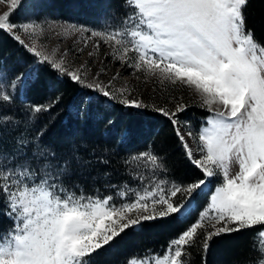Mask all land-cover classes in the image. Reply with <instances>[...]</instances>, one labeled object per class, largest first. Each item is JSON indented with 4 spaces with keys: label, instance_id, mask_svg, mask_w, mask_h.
<instances>
[{
    "label": "snow or ice",
    "instance_id": "6c2138e0",
    "mask_svg": "<svg viewBox=\"0 0 264 264\" xmlns=\"http://www.w3.org/2000/svg\"><path fill=\"white\" fill-rule=\"evenodd\" d=\"M21 3L0 0L9 7L0 14V32L9 34L35 64L99 94L109 105L167 118L201 178L176 182L169 178L164 154L144 150L122 161L135 187L109 181L105 188L112 192H86L70 183L75 157L54 159L38 137L21 134L32 113L50 110L32 105L22 114L13 111L17 90L26 92L36 73L0 78V218L7 221L6 226L0 221V264H98L99 250L119 243L129 227L166 218L185 226L162 252L149 250L129 264H189L194 247L207 264L214 238L249 231L255 256L247 264H264V41L247 26L250 0H119L102 30L71 21L53 25L47 18L14 21L12 13ZM53 28L86 33L85 48L88 37L98 38L112 49L114 60L133 70L130 75L143 73L145 83L155 78L192 90L196 106L208 115L194 133L190 121L181 118L190 107L182 98L170 109L146 103L127 85L113 91L112 81L105 85L97 75L89 80L90 65L74 68L66 62L67 50L49 51L42 42ZM86 97L81 105L96 103L95 97ZM131 135L132 129H126L122 141ZM234 166L238 171L233 174Z\"/></svg>",
    "mask_w": 264,
    "mask_h": 264
},
{
    "label": "trees",
    "instance_id": "16d2710c",
    "mask_svg": "<svg viewBox=\"0 0 264 264\" xmlns=\"http://www.w3.org/2000/svg\"><path fill=\"white\" fill-rule=\"evenodd\" d=\"M43 6L45 11L63 19L73 21L78 18L88 22L96 19L103 10L118 11L119 0H44ZM246 17L247 26L264 41V0H250ZM35 65L33 57L22 46L9 34L0 32V72L5 69L12 78L17 73L25 74ZM36 74L33 87L27 92L28 100L37 104L50 98V111H45L49 118L45 125L46 132L39 137V141L59 157L65 155L71 146L75 148L76 159L72 161L74 174L70 182H78L86 192L94 188L109 190L105 188L109 181L117 185L129 178L122 161L129 154L144 150L164 154L169 178L176 182L201 178L200 172L185 157L167 118L150 110L139 112L115 104L105 111L101 106L97 119H75L67 108L82 87L67 77L59 80L60 76L46 66L37 65ZM58 111L62 112L61 115ZM180 115L182 118L192 116L198 130L201 124L199 120L208 113L191 108ZM108 120L112 123L109 124ZM129 128L132 129L131 138L123 142L122 136ZM196 215L195 208L192 210L193 220ZM0 221L4 223L6 220L0 218ZM184 226L166 218L145 221L137 229L128 228L117 238L119 243L113 241L112 245L106 246L107 251L99 250L102 254L98 264H129L134 256L143 255L149 250L160 253L170 238ZM251 236L249 231L214 238L206 257L207 264H247L255 256ZM202 257L200 248L190 249L189 264H203Z\"/></svg>",
    "mask_w": 264,
    "mask_h": 264
},
{
    "label": "rangeland",
    "instance_id": "374dc122",
    "mask_svg": "<svg viewBox=\"0 0 264 264\" xmlns=\"http://www.w3.org/2000/svg\"><path fill=\"white\" fill-rule=\"evenodd\" d=\"M44 0H22L21 6L18 7L13 13L11 19H16V21H26L29 18H40L43 20L44 18L48 19V22L55 25L57 23H63L65 21H70L59 17L57 14L52 13L48 10H44L43 6ZM108 5V4H106ZM5 11H9V7L7 4H0V14H3ZM117 11L110 10H103L101 13H98V16L93 21H81L78 18L71 21L76 24L85 25L88 28H97L102 30V26L106 25V17H111L112 13ZM109 23L111 20L108 21ZM87 37L86 33H75L69 34L63 32L59 28H53L49 30L45 37L42 38V42H46L47 48L49 51L57 50L59 53H64L66 50L68 51V55L66 56V62L71 65L72 67H79L81 65H90V70L88 73L89 80L92 79L93 75H97L99 80L107 85L110 81H112V90L116 91L124 85H127L134 89L132 92L133 95H140L146 103L152 104L156 103L160 106H167L170 109H174V106L177 102L181 101L190 105L188 109L196 108L201 111L206 112L204 109L196 106L199 102L197 95L190 89H187L183 86H173L164 82V84L159 83L155 80V78L147 79V83H145L146 77L143 73H136L135 75H130L132 73V69L129 68L127 65L121 66L118 60H114L112 57V49L106 46L103 42L99 41L98 38H91L88 37V45L85 48L83 44V40ZM96 43L100 44V47L97 49L95 47ZM81 49L83 51L81 52ZM89 52H94L95 55L89 56ZM102 69H107L106 72L101 74ZM29 72L37 73V64L35 67L28 70L24 75L27 76ZM119 74L115 81L112 80L114 76ZM37 77V74H36ZM139 77V79H137ZM0 78H11L8 72L3 69L0 72ZM64 77L59 78L62 81ZM35 80L31 83V86L27 89L26 92L17 90L16 94L19 96L18 101L14 105L13 111L17 112V114H22L27 111L29 106L32 105H42V106H49L50 105V98L45 99L41 103H31L28 100L27 92L28 90L33 87ZM155 89V90H153ZM86 94L88 97H95L96 103L94 105H89L85 103L81 105V101L86 99ZM172 97V99H170ZM104 101V102H102ZM118 104L114 103L109 105L105 98L101 97L97 93L90 92L88 89L82 87V91L70 102L68 105L67 110L74 116L75 119H83V118H94L97 119L100 116L99 111L101 106L103 110H108L111 106ZM120 105V104H119ZM122 106V105H121ZM81 108L83 109L81 111ZM126 108V107H124ZM187 109V110H188ZM139 112H145V110H137ZM47 110L46 112H49ZM61 111V110H60ZM45 111H42L38 114L32 113V118L27 125L26 128L22 126L21 134L31 140L32 137H40L43 136L46 132L45 125L49 118ZM61 115L62 112H59ZM182 118V117H181ZM183 120H188L191 123L192 129L195 133V120L193 117L188 115ZM201 122V120H199ZM42 133V135H40ZM40 139V138H39ZM42 145L46 146L45 143L40 142ZM47 147V146H46ZM54 152V151H53ZM75 154V148L71 146L70 150L65 155L57 156L55 158H59L61 161L65 157L73 158ZM76 158V157H75ZM73 163V162H72ZM80 163V161H79ZM130 170V169H129ZM238 171V167L234 166L233 174ZM75 179V178H73ZM73 184H79L78 182H70ZM129 184L132 187L136 186V181L128 178V180L117 184V187L122 186L123 184ZM114 189L110 188L109 190H102V192H112ZM119 202V201H117ZM195 209V207L193 208ZM192 209V210H193ZM4 226L7 225V221H4ZM131 228V227H129ZM137 229V227H134Z\"/></svg>",
    "mask_w": 264,
    "mask_h": 264
}]
</instances>
